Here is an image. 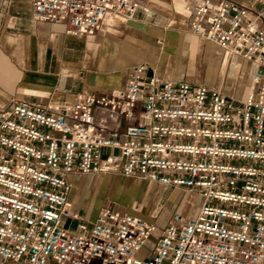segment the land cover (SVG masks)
Segmentation results:
<instances>
[{
  "label": "built area",
  "instance_id": "obj_1",
  "mask_svg": "<svg viewBox=\"0 0 264 264\" xmlns=\"http://www.w3.org/2000/svg\"><path fill=\"white\" fill-rule=\"evenodd\" d=\"M30 4L33 19L66 20L74 35L93 34L111 11L131 18L138 5ZM232 5L186 8L192 33L254 63L255 87L241 103L204 83L148 76L140 62L123 90L0 108V264H264V29ZM76 172L146 177L190 199L142 254L155 228L143 213L101 206L76 228L66 224L80 218L68 199Z\"/></svg>",
  "mask_w": 264,
  "mask_h": 264
},
{
  "label": "crops",
  "instance_id": "obj_2",
  "mask_svg": "<svg viewBox=\"0 0 264 264\" xmlns=\"http://www.w3.org/2000/svg\"><path fill=\"white\" fill-rule=\"evenodd\" d=\"M131 1L138 4L133 17L111 11L93 34L74 35L65 32L66 20L33 19L30 0H0V108L9 107L12 99L61 107L79 95L123 90L129 70L140 62L144 63L148 76L157 74L172 80H186L190 85L204 83L209 89H219L234 104L241 103L255 87L251 82L253 62L192 33L189 27L192 14L186 6L199 0ZM229 1L233 4L231 10L241 4L257 14V23L264 29V0ZM100 174L97 184L116 175L154 183L163 191L171 187L146 177L117 172ZM83 175L89 177L84 179ZM93 177L92 173L79 172L67 176L71 181L68 194L71 209L80 217H66L70 228L91 219L101 206L135 211L131 209L137 206L135 200L133 205L113 202L98 207L91 199L82 206L77 194L79 183L83 179L92 183ZM131 189L132 195L136 194L138 185L134 184ZM173 209L185 210L183 201L176 200L168 215L162 209L153 218L155 228L144 243L142 254L155 248Z\"/></svg>",
  "mask_w": 264,
  "mask_h": 264
},
{
  "label": "rangeland",
  "instance_id": "obj_3",
  "mask_svg": "<svg viewBox=\"0 0 264 264\" xmlns=\"http://www.w3.org/2000/svg\"><path fill=\"white\" fill-rule=\"evenodd\" d=\"M94 175L93 182L83 181L86 175H83V180L78 186V196H80V203L82 206L91 202V199L96 202L98 207L103 204H113V202L120 204H131L133 205L134 200L137 202L135 209L138 213H143L149 218H156L157 213L164 209V214L168 215L170 210L173 208L176 199L180 201H185L186 193H181L176 195V190L171 186L162 190V188L157 189L154 183H148L147 181H139L134 178H125L122 176L112 175L108 177L107 180H103L101 183L97 184L98 176L102 175L100 172L92 173ZM91 177V176H90ZM95 180V181H94ZM134 184L138 185L137 193L132 195V186ZM98 200V201H97ZM188 200V199H186ZM132 207V206H131ZM154 209V210H151ZM152 212L154 216H151L148 212ZM194 206L188 209V213L193 214Z\"/></svg>",
  "mask_w": 264,
  "mask_h": 264
}]
</instances>
